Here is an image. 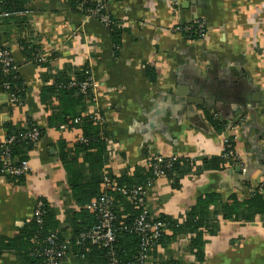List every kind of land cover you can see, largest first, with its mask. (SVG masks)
Returning <instances> with one entry per match:
<instances>
[{"label":"crops","instance_id":"crops-1","mask_svg":"<svg viewBox=\"0 0 264 264\" xmlns=\"http://www.w3.org/2000/svg\"><path fill=\"white\" fill-rule=\"evenodd\" d=\"M29 1L23 15H0V43L13 51L27 87L24 106L0 94V106L10 112L0 116V144L6 141L8 118L21 123L28 114L47 133L30 154L32 169L24 183L10 185L0 177L1 240L7 243L20 234L40 199L49 203L63 229L70 228L76 206L57 144L63 140L73 149L82 131L49 128L51 113L41 103V89L72 74L70 67L89 65L96 82L97 105L88 113L106 120L108 178L147 169L156 155L195 165L177 176V187L167 177L155 182L146 199L151 219L167 216L182 223L197 200L209 194L223 200L234 195L240 202L255 190L264 194V0H115L108 10L122 29L119 46L103 23L67 4ZM20 16L25 20L21 27L15 24ZM198 21L206 24L203 37L189 38L175 29ZM20 39L38 45L48 58L53 54L49 68L29 61ZM211 120L224 128L216 130ZM226 143L241 165L205 168L204 160L224 158ZM69 158L83 166L82 156L72 151ZM221 208H209L218 227L214 236L204 238L202 262L191 245L196 235L185 234L159 245L150 264L171 259L264 264V220L229 221ZM67 262L89 264L72 250ZM0 264L31 263L4 251Z\"/></svg>","mask_w":264,"mask_h":264},{"label":"trees","instance_id":"trees-1","mask_svg":"<svg viewBox=\"0 0 264 264\" xmlns=\"http://www.w3.org/2000/svg\"><path fill=\"white\" fill-rule=\"evenodd\" d=\"M103 1L109 9V4L112 1ZM62 3L67 4L82 16H86L87 10L95 6L91 1H85L81 9H79L80 0H69ZM29 4V0H0V15L3 13L23 15L27 12ZM107 13L110 14L109 10H107ZM15 19L18 21L15 23L16 25H19V27L24 25L23 22L25 20L23 16L15 17ZM181 26L185 27L189 25ZM108 30L112 42L116 46H119L122 29L115 19L112 18V24L108 27ZM181 33L189 38H198V34L194 33V30L190 33L185 31ZM20 46L23 48L27 59L34 65L49 68L50 61L55 58L51 54L52 57H47L43 60L41 48L26 39H20ZM0 48L9 49L2 46L1 43ZM69 70L72 74H62L56 77L52 86L41 89V103L51 113L48 118L49 128L59 129L62 126H66L65 131L79 128L82 131L81 139H84L83 141L79 139L73 149H70L63 140H60L57 144L60 159L65 166L66 172L69 174L70 194L76 206L73 211L70 228L63 229L49 203L44 199H40L38 201L43 205L42 222L38 223L32 217L31 221L25 224L20 234L14 240H8L6 243L0 239V253L15 251L30 261L31 264H43L45 258L42 256V251L48 247L47 239L52 234H55L59 243L68 241L70 243V251L72 250L79 257H83L89 264H108L110 251H114L120 264H134L142 244V237L134 231V224L137 217L142 213V208L119 189L126 188L132 190L139 186H145L152 178L153 172L148 167L144 170L137 169L135 172L121 177L111 175V179L108 178L109 143L107 140L106 124H101L92 119V116L88 113L92 105L91 95H83L80 93L78 87L71 85L73 81L82 83L87 79L88 65L77 68L70 67ZM26 93L27 87L21 77L20 71H14L9 74L0 73V94H8L9 96L13 94L21 102V105H12L24 106L26 103ZM7 109L4 106H0V116L5 112L10 113ZM77 119L79 121L75 123ZM211 122L216 130L221 131L224 128L223 124L219 121L211 120ZM3 127L6 131V140L11 141L6 144H0V177L5 179L10 185L24 183L26 176H12L3 173V155L5 153L9 154L13 166H19L24 161H30V154L40 141L45 138L47 132L45 129L40 128L28 114L26 115V119L21 123L16 122L12 118L6 119ZM34 130L39 132V140L37 142H33L28 136ZM72 151L76 156H82L83 166L76 167L77 160H70L69 154ZM226 163H231L232 165V162L225 158L206 159L204 160V167H216L218 169L225 166ZM192 164V160L177 158L169 167L164 168L166 177L173 181L174 187H177L178 184L177 176L187 174L188 168L191 171L193 170L195 165ZM106 177L112 185H115V188L105 189ZM105 193L113 198L112 210L115 215V242L109 248L92 244L90 241L77 244L82 233L88 232L99 223L98 216L96 213L90 212L87 209V205L93 200L99 199ZM218 204H221L222 212L220 214L226 220L253 222L257 217L264 220V194L258 190L251 193L248 200L242 202L234 195L223 200L217 194H209L197 200L196 206L185 215L182 223L175 218L167 216L156 219L165 223L166 230L154 244L150 255L153 254L159 245L166 246L177 235L194 234L196 237L191 241L193 250H197L194 256L198 262H202L204 254L201 248L204 245V238L207 236L206 234L214 236L218 227L212 223L214 218L209 213V208ZM148 217L151 218L149 214ZM202 229H205L206 233ZM167 231L171 232L172 235H169ZM158 264H183V262L171 259Z\"/></svg>","mask_w":264,"mask_h":264},{"label":"built area","instance_id":"built-area-1","mask_svg":"<svg viewBox=\"0 0 264 264\" xmlns=\"http://www.w3.org/2000/svg\"><path fill=\"white\" fill-rule=\"evenodd\" d=\"M60 2H68L69 0H58ZM81 4L79 9L83 8L85 1H91L95 4L92 9H88L86 12V18L96 19L103 23L107 28L112 24L111 15L107 13L108 6L104 3L103 0H80ZM115 1V0H110ZM179 2H175L174 6H178ZM11 15V14H8ZM195 28V29H194ZM178 32H192L197 33L199 37H203L206 34V24L202 21H198L192 25L182 27L178 25L176 28ZM46 55H42V59L45 60ZM88 77L82 83L72 82V86L79 88L80 93L83 95H91V102L94 107L97 105V100L95 97V87L96 82L94 80L90 66L88 65ZM14 71H19L18 63L14 57L13 51L9 48H0V73L9 74ZM10 101L12 104L21 105L19 98L13 94L10 96ZM98 111V109H96ZM92 119L105 124L106 120L104 116L98 112L90 114ZM78 119L75 123H78ZM60 131H64L66 126L59 128ZM29 138L33 142H37L39 139V132L37 130L32 131L29 135ZM84 139H81L83 141ZM11 140H6L5 143H9ZM223 157L227 160H230L233 165H241L240 158L236 155L232 145L226 143L224 146ZM3 173L12 176H27L32 169L31 161H24L19 166H13L9 154L5 153L3 155ZM177 160L176 157H163L156 155L151 157L147 161V166L152 170V178L147 182L145 186H139L132 190L122 188L119 189L124 195H127L131 200L139 205L142 208V213L137 217L134 224V231L142 237V244L140 251L137 256V260L134 264H150V251L154 247V244L161 238L163 233L166 230V225L162 221L151 219L148 217L147 209V194L154 187V184L157 180L161 178H166V173L164 168L169 167L173 162ZM115 188V185H112L109 182L108 178H105V189L109 190ZM42 203L37 202L33 217L37 220L38 223H41V217L43 215ZM113 208V198L105 193L99 199L93 200L87 205V209L96 213L99 219L98 225L94 226L88 232L82 233L77 241V244H80L84 241H90L92 244L100 245L105 248L111 247L112 243L116 240V230L114 228L115 215L112 210ZM48 247L42 251V256L45 258L43 264H68V255L70 251V243L65 241L64 243H59L58 238L55 234H52L47 239ZM108 264H120L119 260L116 258L114 251L109 253V262Z\"/></svg>","mask_w":264,"mask_h":264}]
</instances>
